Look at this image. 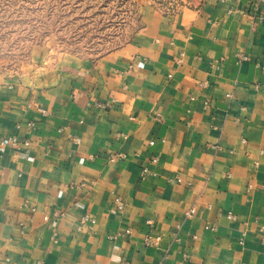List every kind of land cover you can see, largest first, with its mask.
I'll list each match as a JSON object with an SVG mask.
<instances>
[{
  "label": "crops",
  "instance_id": "obj_1",
  "mask_svg": "<svg viewBox=\"0 0 264 264\" xmlns=\"http://www.w3.org/2000/svg\"><path fill=\"white\" fill-rule=\"evenodd\" d=\"M260 17V0L150 10L100 57L48 43L0 70V139L29 142L0 148V264H264Z\"/></svg>",
  "mask_w": 264,
  "mask_h": 264
},
{
  "label": "rangeland",
  "instance_id": "obj_2",
  "mask_svg": "<svg viewBox=\"0 0 264 264\" xmlns=\"http://www.w3.org/2000/svg\"><path fill=\"white\" fill-rule=\"evenodd\" d=\"M202 0H0V70L15 73L36 46L97 58L126 44L150 10L176 14Z\"/></svg>",
  "mask_w": 264,
  "mask_h": 264
},
{
  "label": "built area",
  "instance_id": "obj_3",
  "mask_svg": "<svg viewBox=\"0 0 264 264\" xmlns=\"http://www.w3.org/2000/svg\"><path fill=\"white\" fill-rule=\"evenodd\" d=\"M260 1H264V0H260ZM260 20L262 22H264V17H260ZM245 59H246V57H242V60H245ZM96 106L98 108H107L108 107L107 104H102V103H98V104H96ZM44 113L46 114L45 111H44ZM28 126L30 128H34L35 124L33 122H29ZM20 127H21V125H17V129H20ZM77 141H79V139H77ZM22 143L24 145H29V142H21L19 136L12 135V136L8 137L7 139H3V138L0 139V148L3 149L5 147H7V146H12V147L17 148ZM150 145H154V142H151ZM119 157L126 158L125 155H120ZM115 158H116L115 156H112L111 160L114 161V160H116ZM152 161H153V163H158L159 159L158 158H154ZM82 162H83V160H82ZM150 174H152V173L149 171V169L147 167H145L143 169V171H142V176L145 177V176L150 175ZM153 176H155V174ZM174 182L181 183L182 180L178 177V178L174 179ZM114 208L118 212L123 211L125 209L124 201L121 200V199H116L115 202H114ZM194 213H195V211L192 209V210H190L189 213L186 214V216L187 217H191ZM59 216L60 215H56V219H54L52 221V226L54 228L56 227L57 219L59 218ZM227 218L232 220V221H235L237 219V216L234 213H232V212H228L227 213ZM95 223H96L95 219H92L88 215H85L82 218V220L80 221L79 230H81L84 226H87V225L93 226ZM147 223L150 224L151 221L148 220ZM130 233H131L130 230L125 231V235L130 234ZM122 235H123L122 233H119L117 235H112V236L109 237V239L114 241V240H117L118 238L122 237ZM160 243H161V238L160 237H156L155 238V237H152V236H147L146 239H145V245L147 247L157 248V247H159ZM240 243H243V239L240 240Z\"/></svg>",
  "mask_w": 264,
  "mask_h": 264
},
{
  "label": "clouds",
  "instance_id": "obj_4",
  "mask_svg": "<svg viewBox=\"0 0 264 264\" xmlns=\"http://www.w3.org/2000/svg\"><path fill=\"white\" fill-rule=\"evenodd\" d=\"M113 259L116 260V261H118L119 260V257H114Z\"/></svg>",
  "mask_w": 264,
  "mask_h": 264
}]
</instances>
